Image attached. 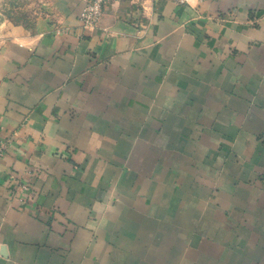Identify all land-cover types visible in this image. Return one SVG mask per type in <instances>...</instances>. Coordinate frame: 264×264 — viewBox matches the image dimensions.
Here are the masks:
<instances>
[{
	"label": "crops",
	"instance_id": "1",
	"mask_svg": "<svg viewBox=\"0 0 264 264\" xmlns=\"http://www.w3.org/2000/svg\"><path fill=\"white\" fill-rule=\"evenodd\" d=\"M86 1L0 26V264H264V0Z\"/></svg>",
	"mask_w": 264,
	"mask_h": 264
},
{
	"label": "rangeland",
	"instance_id": "2",
	"mask_svg": "<svg viewBox=\"0 0 264 264\" xmlns=\"http://www.w3.org/2000/svg\"><path fill=\"white\" fill-rule=\"evenodd\" d=\"M49 1L0 0V26L8 22L12 24H23L25 26L33 25L36 18L43 15L45 9L42 7H48Z\"/></svg>",
	"mask_w": 264,
	"mask_h": 264
},
{
	"label": "built area",
	"instance_id": "3",
	"mask_svg": "<svg viewBox=\"0 0 264 264\" xmlns=\"http://www.w3.org/2000/svg\"><path fill=\"white\" fill-rule=\"evenodd\" d=\"M119 1V0H87L85 6L79 14V20L82 24V27L85 29H93L98 26L99 20L103 14L105 6L108 2ZM175 5H189L192 0H170ZM197 2H203L205 0H196ZM6 149L5 144L0 146V158L4 155ZM10 179H14L10 177ZM17 186L20 191L28 192L29 187L26 183L21 181H16ZM11 193L13 188H11Z\"/></svg>",
	"mask_w": 264,
	"mask_h": 264
}]
</instances>
